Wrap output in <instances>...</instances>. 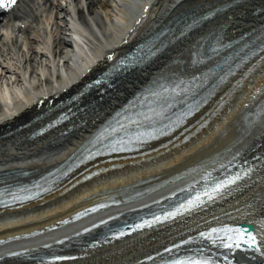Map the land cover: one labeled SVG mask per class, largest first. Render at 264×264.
Listing matches in <instances>:
<instances>
[{"label": "bare ground", "instance_id": "bare-ground-1", "mask_svg": "<svg viewBox=\"0 0 264 264\" xmlns=\"http://www.w3.org/2000/svg\"><path fill=\"white\" fill-rule=\"evenodd\" d=\"M30 2L33 6L22 11L9 0L0 1V185L61 168L138 92L165 80L200 76L228 53L264 35V0H150L152 10L143 13L138 0H120V4L108 0ZM210 12H214L212 18L201 20ZM72 13L85 28L74 26L78 31L71 33L76 44L63 38L69 37V32L63 33L65 16ZM166 31L160 51L145 65L116 75L112 78L115 86L101 95L87 93L94 77L116 68L129 49L159 39ZM28 68L32 70L29 77ZM239 75V83L234 84L237 78L231 80L213 101L223 96L225 104H211L200 114L213 106L206 117L208 125L189 141L134 159L105 164L95 161L90 165L97 163L96 170L118 169L78 186L57 187L50 196L20 209L0 212V240L44 230L102 198L142 192L139 199L109 209L123 214V219L179 184H188L205 172L214 173L235 160L251 165L248 174L203 208L151 229L147 236L125 239L130 244L87 248L70 241L62 248L81 256L68 264H139L145 256L202 226L235 220L253 227L261 246L260 252L251 250L236 261L264 264V114L255 115L264 108V58L251 68L250 64L244 67ZM72 95L76 98L71 102ZM63 100V104L71 103L54 113L52 107ZM68 108L75 115L64 125L30 138ZM224 205L220 212L209 213ZM64 230L45 231L18 242L16 248L0 250V264H44L38 257L58 251L41 250L45 239ZM13 251L21 252V258H6Z\"/></svg>", "mask_w": 264, "mask_h": 264}, {"label": "snow or ice", "instance_id": "snow-or-ice-1", "mask_svg": "<svg viewBox=\"0 0 264 264\" xmlns=\"http://www.w3.org/2000/svg\"><path fill=\"white\" fill-rule=\"evenodd\" d=\"M229 231H235V232H237V235H238V237H239V239L240 240H243L244 239V234L243 233H241V232H239V230H236V229H231V230H229ZM252 243V244H254L255 242H256V238H255V236H249V240L248 241H245V243ZM228 247H231V245L229 244V245H227ZM237 246H238V244H237ZM180 264H184V262H180Z\"/></svg>", "mask_w": 264, "mask_h": 264}, {"label": "rangeland", "instance_id": "rangeland-1", "mask_svg": "<svg viewBox=\"0 0 264 264\" xmlns=\"http://www.w3.org/2000/svg\"><path fill=\"white\" fill-rule=\"evenodd\" d=\"M108 2L112 4V3H114L115 1H114V0H108ZM24 6H26V4H25ZM65 30H66V29H65ZM65 30H63V33H65ZM62 35H63V34H62ZM63 38H65V40L69 39V38H68L67 36H65V35H63ZM34 46H36V44H35ZM36 47H37V46H36ZM28 69H29V68H28ZM36 69H37V68H36ZM39 69H40V67L38 66V70H39ZM38 70H37V71H38ZM25 71H26V70H25ZM31 71H32V70H31ZM31 71H30V69H29V72H27L28 74L26 73V75H27L28 77H29V75H31ZM37 78H38V76H37Z\"/></svg>", "mask_w": 264, "mask_h": 264}]
</instances>
